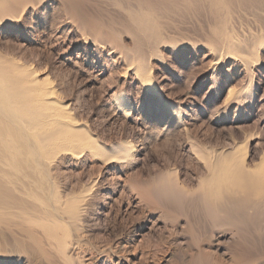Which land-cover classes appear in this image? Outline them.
<instances>
[{
    "label": "rangeland",
    "instance_id": "rangeland-1",
    "mask_svg": "<svg viewBox=\"0 0 264 264\" xmlns=\"http://www.w3.org/2000/svg\"><path fill=\"white\" fill-rule=\"evenodd\" d=\"M68 1L32 0L17 18L0 17V59L39 75L81 131L48 159L55 193L85 201L72 223L79 255L264 264V213L214 218L201 182L210 175L201 157L233 150L248 171L264 160V1H234L220 20L209 0H150L149 26L133 22L138 0ZM220 25L248 48V66L213 34ZM127 145L132 159H117ZM24 235L19 247L0 240V264H57Z\"/></svg>",
    "mask_w": 264,
    "mask_h": 264
},
{
    "label": "bare ground",
    "instance_id": "bare-ground-1",
    "mask_svg": "<svg viewBox=\"0 0 264 264\" xmlns=\"http://www.w3.org/2000/svg\"><path fill=\"white\" fill-rule=\"evenodd\" d=\"M30 1L32 0H0V17L17 18L21 8ZM138 1H140L139 6L152 4L150 0ZM234 1L242 3L254 0L207 2L211 3L215 15L221 18L220 20H225L229 17V8ZM144 6L142 8L144 11L142 10L141 13L139 11L140 15L137 16L140 17L139 20L135 17L136 12L133 13V22L153 20L151 9L148 10ZM225 23L227 22H223ZM221 26L223 25L219 27ZM219 27L213 28V34L220 37L222 47L240 63L248 66L247 60L240 55L244 54L241 51L247 53L248 48L244 44L241 46L233 42L232 31L223 30L225 26L221 27L222 30ZM149 28L151 30V26ZM38 76L28 72L26 68L15 65L12 61L0 59V240L8 245L12 242L13 246L19 247L17 236L27 234L28 236L23 237L28 239L32 237L41 243L45 242L48 258L52 256L57 260L54 261L57 264H71V259L78 261V264H107V262L113 264L114 261L108 254L103 253L96 258L80 256L79 250L76 249L75 245L82 232L72 223L75 222L80 207L85 206V201L81 197H76L72 202H67L62 200L61 194L55 193V185L52 179L50 180L48 159L55 151L74 147L77 141L75 137L81 131L72 125L65 107L57 103L52 89L41 83ZM132 147L127 145L125 148H120L117 159L131 160ZM198 154L202 156V153ZM236 156H238L236 151L222 150L214 157H201L210 172V175L201 182L208 187L206 196L214 202L213 208L209 207L207 210L214 218H228L231 222L232 218L239 221L240 217L247 215L245 213L249 211H252L249 215L255 212L264 213V160L254 165L252 171H248ZM224 186L233 189H226ZM251 197H259L260 200L253 202ZM262 217L264 219V216ZM41 221L49 223L47 231L42 224H39ZM224 224L233 227V224ZM215 242V245L207 243V251L199 249L200 253L205 256L213 247L219 248L218 241ZM6 253L1 251L0 257ZM137 258L142 260L141 255ZM115 264L120 262L117 261ZM152 264H160V262L156 261Z\"/></svg>",
    "mask_w": 264,
    "mask_h": 264
}]
</instances>
